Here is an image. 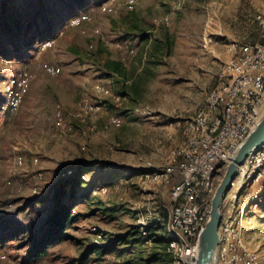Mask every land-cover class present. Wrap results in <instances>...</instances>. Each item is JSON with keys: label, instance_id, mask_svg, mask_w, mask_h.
<instances>
[{"label": "rangeland", "instance_id": "374dc122", "mask_svg": "<svg viewBox=\"0 0 264 264\" xmlns=\"http://www.w3.org/2000/svg\"><path fill=\"white\" fill-rule=\"evenodd\" d=\"M262 33L264 0H0V264H175L162 208L170 184L154 173L215 91L231 45H255ZM125 47L134 53L122 61ZM48 66L59 75L48 76ZM17 76L27 81L10 110L7 85ZM95 83L110 95L95 93ZM259 150L220 206L226 216L230 192L238 224L227 243L254 264H264ZM227 165L209 180L210 202ZM72 166L85 173L71 198L78 221L30 262L51 187Z\"/></svg>", "mask_w": 264, "mask_h": 264}, {"label": "built area", "instance_id": "2783aa9c", "mask_svg": "<svg viewBox=\"0 0 264 264\" xmlns=\"http://www.w3.org/2000/svg\"><path fill=\"white\" fill-rule=\"evenodd\" d=\"M243 49H246V57L235 64L227 76L226 82H223L221 87L223 96L212 100V119H204L209 120L208 130L215 125L217 119H222L231 96V89L236 81V75H249L248 89L243 91V100H239L237 103L238 123L233 128L226 129L223 141L217 142L211 147H205L204 151L197 156L183 157L180 166H173L165 211H173L174 221L172 222L175 225V230L181 232L182 235H186L188 246H192L193 249V258L197 254L198 236H192V226H199L200 233L208 220V216L205 215V206L210 201L207 199V187L210 182H206V173L215 171L220 165L229 163L241 143L246 139L240 138V130H247L248 136L261 118L260 116L258 119H250V112L253 107H257L261 102H264V33L259 36L255 46H248ZM248 51H257V59L248 60ZM250 62H257L256 71H249ZM20 86L21 83L19 90ZM247 166L250 165H242L237 169V176L231 182L230 187L238 183V173ZM228 196L226 219L224 222H220L219 225L221 230L230 222L232 208L230 192ZM231 244L228 243L225 257H233L236 264L249 263L245 255L240 253L231 254Z\"/></svg>", "mask_w": 264, "mask_h": 264}, {"label": "bare ground", "instance_id": "6f19581e", "mask_svg": "<svg viewBox=\"0 0 264 264\" xmlns=\"http://www.w3.org/2000/svg\"><path fill=\"white\" fill-rule=\"evenodd\" d=\"M87 16H82L81 19L85 20ZM79 19H74L71 22V26L79 24ZM237 44V43H236ZM233 43L231 47L234 49V56L231 59L230 63L225 67L223 75L219 78V84L216 87L215 91L209 94L204 104L199 108L194 116L189 121H184L181 125V139L176 150L172 151L170 154L167 167L164 171L154 173V176L162 179L167 184H170L171 176L173 175V166H180L183 157L197 156L204 151L205 147H211L217 142H221L224 139V134L226 129H231L239 121V111H237V103L239 100H243V91H247L249 85V75H236V81L233 84L231 89V96L229 97V102L226 108V112L223 113L222 119H217L215 125H213L209 130V120L213 117V106L212 100L214 98H221L223 96V82H226L227 76L232 71L236 63H239L240 59L246 57V48L248 46L255 45H236ZM257 59V51H248V60ZM257 70V62L249 63V71ZM45 73L50 77H55L59 75L60 68L57 66H48L45 68ZM25 78H15L10 81L7 85V95L9 100L10 110H14L17 105V100L19 97V85L21 83L20 89L24 87L26 83ZM95 93L108 97L110 95L109 88L103 86L100 83H95L93 86ZM98 109V106L88 107V110L94 111ZM264 111V102H261L257 107H253L250 112V119H258L261 116V113ZM111 123L114 126H118L120 119L114 118L111 120ZM59 125V121L56 124ZM208 130V133H207ZM207 134V135H206ZM247 137V130H240V138ZM260 151V150H259ZM258 152V151H257ZM255 153V152H254ZM252 153V154H254ZM252 154L248 155L250 157ZM246 158V159H247ZM245 159V161H246ZM249 159V158H248ZM244 161V164L246 163ZM252 162V161H251ZM215 171H208L206 173V182H209L213 173ZM71 172H67L64 176H70ZM81 179L84 180V177L81 176ZM207 199L210 200V196L207 193ZM162 208L165 209V206L162 205ZM210 211V201L206 203L205 206V215L209 216ZM221 220L224 222L226 216L223 213H220ZM174 221L173 211H168V222H167V234L169 235L167 240L168 250L171 254V259L175 264H192L193 259V249L192 246H188V239L186 235H182L181 232L175 230V225L172 222ZM236 220L230 215L229 225H225L222 230L219 228V243L215 251V255L218 257L219 264H236V260L233 257H225L226 249H228V240L233 236V228L238 223H235ZM199 226H192V236H199ZM231 254H238L231 251ZM214 255V258H215ZM249 263L243 264H254L255 258L252 255H245ZM214 262V261H213Z\"/></svg>", "mask_w": 264, "mask_h": 264}, {"label": "trees", "instance_id": "16d2710c", "mask_svg": "<svg viewBox=\"0 0 264 264\" xmlns=\"http://www.w3.org/2000/svg\"><path fill=\"white\" fill-rule=\"evenodd\" d=\"M7 106L8 100L6 99V107ZM67 172H71V175L62 177V175H66ZM83 174L85 173L81 167L76 168L72 166L63 170L59 174V181L52 185L50 191L52 206L49 212H47L46 226L34 248L29 252L27 257L28 261L37 262L43 258L48 249L65 240L64 232L68 229V226L75 224L78 221V217L71 214V207L73 205V203H71V198L74 196L75 190L78 187L79 182H81L80 176ZM40 203L42 202L40 201ZM29 208H31V206H29ZM111 247L112 245H109V248ZM92 248L95 250H103L102 248L106 249L107 247L105 245L92 246ZM86 254L87 253H85L81 259H85Z\"/></svg>", "mask_w": 264, "mask_h": 264}, {"label": "water", "instance_id": "95a60500", "mask_svg": "<svg viewBox=\"0 0 264 264\" xmlns=\"http://www.w3.org/2000/svg\"><path fill=\"white\" fill-rule=\"evenodd\" d=\"M263 145L264 114L226 166L225 173L211 198L208 221L198 236L197 254L192 259V264H213L215 250L219 242L218 229L221 220V202L229 191L231 182L236 177L238 167L243 164L248 155L259 150Z\"/></svg>", "mask_w": 264, "mask_h": 264}, {"label": "crops", "instance_id": "0c3cea01", "mask_svg": "<svg viewBox=\"0 0 264 264\" xmlns=\"http://www.w3.org/2000/svg\"><path fill=\"white\" fill-rule=\"evenodd\" d=\"M133 43L135 42V41H132ZM122 50V52H121V60L122 61H124V57H128L129 55H132L133 53H134V50L133 49H129V48H127V47H125L124 49H121ZM129 50H132L133 51V53L132 54H129L128 53V51ZM122 54H125V56H122ZM110 119V118H109ZM109 119L107 120V122L109 121Z\"/></svg>", "mask_w": 264, "mask_h": 264}]
</instances>
